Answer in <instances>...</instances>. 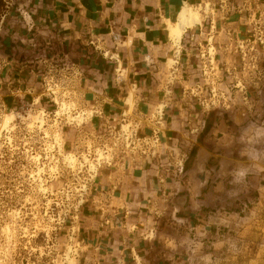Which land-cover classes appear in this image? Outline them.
I'll use <instances>...</instances> for the list:
<instances>
[{"label":"rangeland","instance_id":"obj_1","mask_svg":"<svg viewBox=\"0 0 264 264\" xmlns=\"http://www.w3.org/2000/svg\"><path fill=\"white\" fill-rule=\"evenodd\" d=\"M50 1L2 2L0 125L4 117L10 120L0 132V264H81L87 244L80 236V211L92 204L90 187L97 190L96 177L85 201L78 202L82 176H97L106 168L97 170L88 156L97 165L101 160L111 166L118 163L119 172L126 160L128 169L144 168L147 179L157 183V194L147 206L135 205L138 195L127 216L117 213L122 203L110 202L111 195L103 191V198L94 200L100 230L113 232L125 221V229L133 234L122 241L128 250L116 253L118 264H264V54L259 49L261 55L250 53L257 57L259 76L245 57L244 74L235 75L243 82L242 92L226 90L235 81L228 76L225 81L222 74L241 63L234 47L224 50L233 58L214 60L218 73L207 74L206 81L199 56L195 69H189L193 73L184 69L185 74L179 71V57L172 56L166 81L179 82L173 94L182 110L176 118L183 142L178 149L163 142L162 122L153 125L159 131L156 156L146 159L127 152L111 161L105 154L110 142L101 146L106 139L100 138L103 128L98 133L87 128L93 110L80 103V70L59 54L55 23L48 22ZM256 4L258 13L252 20L263 21L264 0ZM184 7L197 13L201 22V8ZM246 21L242 41L251 38L252 25L248 17ZM175 23L166 22L167 33L168 24ZM126 107L124 114L130 118L132 92ZM129 127L122 124V131L127 133ZM81 162L88 165L84 174L77 172Z\"/></svg>","mask_w":264,"mask_h":264},{"label":"crops","instance_id":"obj_2","mask_svg":"<svg viewBox=\"0 0 264 264\" xmlns=\"http://www.w3.org/2000/svg\"><path fill=\"white\" fill-rule=\"evenodd\" d=\"M257 1L229 0V8L221 14L217 0H51L48 22L55 23L53 27L57 31L54 35H59V54L80 70L82 80L77 92L84 97L80 103L82 107L93 110L87 128L98 133L106 124L120 121L132 92L133 107L129 119L139 125V134L151 135L154 111L161 106L165 124L161 140L178 149V143L184 140L177 129L181 121L176 118L182 110L180 103L175 104L173 94L179 82L169 85L166 81L168 59L174 56L176 48V54L180 52L179 71L185 74L187 69V73H193L198 46H207L209 37L215 59H223L225 55L233 58L224 48L231 46L228 48L230 51L236 41L242 40L246 34L245 20L248 17L249 21L253 7L258 6ZM206 5L208 12L205 11ZM184 6L201 8V22L187 29L179 45L175 46L164 27L166 22H176ZM204 11L212 13L213 24L209 20L211 16H203ZM114 34L120 36L118 43L112 41L111 35ZM191 34H194V47H190ZM180 148L186 154L189 151L181 145ZM192 150L188 152L190 155L194 152ZM117 165L114 163L98 173L97 190L94 191L92 186L89 189L92 191V204L80 211V236L87 244L86 252L81 254V264H116L117 254L124 248V251L128 250L122 246V241L133 235L125 229V221L120 229L113 232L99 229L98 206L94 200L103 198L101 191L106 196L111 195L110 202L122 203L117 207L120 212L116 210L120 216H127V210L133 209L130 205L134 204L136 196L139 195L140 200L135 205L147 206L149 198L157 194L153 191L157 183L147 179L144 168L128 169V161L125 160L123 170L119 172Z\"/></svg>","mask_w":264,"mask_h":264},{"label":"built area","instance_id":"obj_3","mask_svg":"<svg viewBox=\"0 0 264 264\" xmlns=\"http://www.w3.org/2000/svg\"><path fill=\"white\" fill-rule=\"evenodd\" d=\"M218 2V9L219 12L221 14L224 13L225 9L229 8V0H217ZM208 12V11H207ZM253 14L250 17L249 21V25H252V30L250 33L251 38L246 39V40H239L235 42V46H234V55H236L237 57H239V60L241 61V63H237L236 66H231L227 69L223 70V75H224V80H227V76L228 77H232V79L235 81L234 84H232L231 86L226 87V90H229L228 87H231V89L242 92V90L245 89V87L243 86V82H241L240 80L237 79V77L235 75L239 74V73H243L245 72V66L246 64H243L245 57L248 56V59L250 62H252L251 65V70L253 69V73L255 76H259L261 75V72L258 71V63H257V57L255 55H252L250 53L253 54H257V55H261V53L259 54L258 49L264 54V30L262 29L264 27V19L263 21H261L260 19L257 20H252L254 15L258 13V6L255 7L254 10H252ZM203 16L205 18H208L211 16V18H209L210 22L213 24V20H212V13H206L204 11ZM255 21V22H254ZM211 24V26H212ZM262 29V30H261ZM257 30V31H256ZM112 41L114 43H118L120 41V36L117 34L111 35ZM190 47H194V44L192 43L194 41V34L190 35ZM210 40L211 38L209 37L208 39V45L204 46V47H200L198 46V53L197 56H199V60H200V64L201 67L199 68L204 79V81H206V78L208 80V77L206 76L207 74L210 75H215L216 72L218 73V68L215 65V50L213 45L210 44ZM247 43V44H246ZM258 46V47H257ZM249 48V49H247ZM180 49V48H179ZM230 49V48H229ZM176 48H174V59H177V57H179V54H176ZM212 50L213 54L210 55V51ZM225 51H229L228 47H225L224 49ZM231 53V52H230ZM107 54V53H106ZM248 54V55H247ZM264 58V56H263ZM174 65H177V61H175ZM225 66L227 65L226 63L224 64ZM209 82V81H208ZM212 81L210 82V85L207 83V85H209V92L213 93V89H212ZM50 89H48L49 91ZM209 105H213L212 103L210 104H206V106ZM57 112H55L54 116L56 117ZM127 116L123 113L121 115V120L119 122H115L114 124L110 125V124H106L105 127L103 128V135L100 136V138H104L106 137V139L104 140L103 144L101 145L102 148L105 147V143L106 141L110 142V147L108 149H111V151H109L108 149L104 150L105 154H109L111 156V161L114 159V157L116 155H122L120 158H124L129 152L132 153L133 155L139 156V157H146V159H151L148 157H154L156 156V151L155 149L158 147V142H159V131L157 128H154L153 126H151L153 129L151 130V135L149 137H145V136H141L139 134V125L136 124L135 122L132 123L130 121L129 118H126ZM153 125L155 126H159L162 123V111L159 114L158 110H156V112L154 113L153 116ZM57 119V118H55ZM122 124H129V129L127 133H124L122 131ZM44 137V135H43ZM114 151V152H113ZM87 152V151H86ZM118 152V153H117ZM128 152V153H127ZM88 159L94 161L92 162L93 164L96 165L97 170L102 167V166H106V167H110L111 163H106L104 160H101V164L97 165L96 161L93 158H90L88 156ZM82 160V159H81ZM83 163V167L80 169L81 172L78 170L77 172H79L78 174L82 173L84 174V172L87 171V167L88 165ZM79 166V165H78ZM180 171L183 170V164L182 162L180 163ZM71 174H73V171H71V169L67 168ZM89 174H93V176L91 177V175H88L86 173V176L83 175V181H82V186L79 189V198H81V200L79 199L78 202H84L85 199H83L84 196H86V192H88V186H90L89 183H91L92 181L95 180V178L97 177L95 173H89ZM102 211V210H101ZM108 223L107 221H105V224Z\"/></svg>","mask_w":264,"mask_h":264},{"label":"bare ground","instance_id":"obj_4","mask_svg":"<svg viewBox=\"0 0 264 264\" xmlns=\"http://www.w3.org/2000/svg\"><path fill=\"white\" fill-rule=\"evenodd\" d=\"M199 22V15L197 13H193L191 9L187 7H183L177 16V20L174 26H171L168 24V34L169 37L175 42L178 43L182 37V34L186 31L187 28L193 26L194 24H197ZM200 23V22H199ZM12 114V113H11ZM11 119H13V115L10 116ZM8 117H4L3 122L0 125V132L5 130L7 128L8 122H9ZM39 124H43V121L38 119ZM57 141L60 140L59 136L57 135ZM70 162L71 158L69 157ZM70 164V163H69Z\"/></svg>","mask_w":264,"mask_h":264},{"label":"trees","instance_id":"obj_5","mask_svg":"<svg viewBox=\"0 0 264 264\" xmlns=\"http://www.w3.org/2000/svg\"><path fill=\"white\" fill-rule=\"evenodd\" d=\"M3 0H0V16H1V13H2V10H3V4H2Z\"/></svg>","mask_w":264,"mask_h":264}]
</instances>
